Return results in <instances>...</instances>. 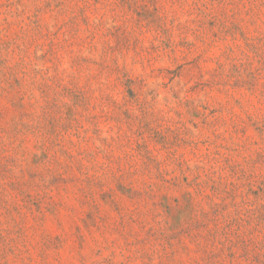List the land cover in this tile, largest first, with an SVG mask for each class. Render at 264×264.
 I'll return each instance as SVG.
<instances>
[{
  "label": "clouds",
  "instance_id": "1",
  "mask_svg": "<svg viewBox=\"0 0 264 264\" xmlns=\"http://www.w3.org/2000/svg\"><path fill=\"white\" fill-rule=\"evenodd\" d=\"M0 264H264V0H0Z\"/></svg>",
  "mask_w": 264,
  "mask_h": 264
}]
</instances>
